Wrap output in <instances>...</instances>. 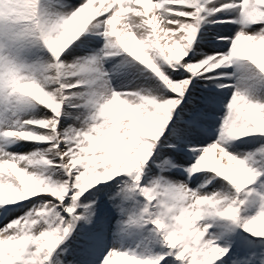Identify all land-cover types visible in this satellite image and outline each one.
I'll list each match as a JSON object with an SVG mask.
<instances>
[{
    "label": "snow or ice",
    "instance_id": "snow-or-ice-1",
    "mask_svg": "<svg viewBox=\"0 0 264 264\" xmlns=\"http://www.w3.org/2000/svg\"><path fill=\"white\" fill-rule=\"evenodd\" d=\"M122 54L172 95L113 88ZM17 207L0 264H264V0H0V215Z\"/></svg>",
    "mask_w": 264,
    "mask_h": 264
},
{
    "label": "rangeland",
    "instance_id": "rangeland-1",
    "mask_svg": "<svg viewBox=\"0 0 264 264\" xmlns=\"http://www.w3.org/2000/svg\"><path fill=\"white\" fill-rule=\"evenodd\" d=\"M235 27L236 26H234V25L233 26H226V25L222 26V25L205 24L201 28V31H202V33H204V31L206 30V31L210 32V34H214L218 31L227 32L230 29L235 28ZM38 54L43 55V57L45 59H47V53L46 52L38 53ZM89 54L90 53L84 49H80L76 53V55H81V56H85V55H89ZM72 58H74V57H72ZM72 58H70V59H72ZM114 63H115L114 67H108L105 65V69H107L109 71V75H110V78L112 81V86L117 91H131L132 84L134 83V86L141 93H148V94H152V95H156V96H159L161 94L172 95L171 93L166 91L165 87L158 80V78H156L154 76V74H152L149 70L145 69L143 66L139 65L137 62L132 61L131 58H127L126 56H124L122 54L120 57H115ZM137 70H144L145 71V78H142L141 80H136L135 73ZM228 71L230 74H233L232 79L229 80L228 82L235 84V81H236V75L234 74L235 69L234 68L229 69ZM112 75L114 77H112ZM116 77L118 78L117 80H116ZM173 78H175V74H173ZM225 91L228 92V95L231 94L230 91H228V90H225ZM220 100H221V105L215 113L216 117H220L223 115L224 109H223L222 104L226 103L227 97L226 96L221 97ZM31 115L35 118H40L42 115H46V113L44 112L43 109H39L36 112L31 113ZM25 118H27V117H25ZM61 123L66 128L69 123H72V121L69 120V121L65 122L64 119L62 118ZM218 124H219V119H216L215 125H218ZM209 135H214V132L209 133ZM243 139H250V138L245 137ZM237 143H239V141ZM31 147H32L31 145L20 143L16 150H13L12 148H10L9 151L26 152V151H29L31 149ZM42 147H46V145L42 146ZM252 150H254L253 147L247 146V145H242L240 148L241 152H248V151H252ZM37 199L39 202V200L41 198H37ZM44 199H48V198L45 197ZM20 211L21 210L17 207L16 212L12 213V215H10L7 219L0 222V227H2L3 224L7 222L8 219L14 218L15 215H17ZM113 223L115 224V221H113ZM246 235H249V238H251L250 234H246ZM256 239H260V238H256ZM122 243L124 244L125 247H135L137 241L134 239L124 238L122 240ZM117 264H119V262H117Z\"/></svg>",
    "mask_w": 264,
    "mask_h": 264
},
{
    "label": "bare ground",
    "instance_id": "bare-ground-1",
    "mask_svg": "<svg viewBox=\"0 0 264 264\" xmlns=\"http://www.w3.org/2000/svg\"><path fill=\"white\" fill-rule=\"evenodd\" d=\"M74 1L77 2V3H79V0H71L70 2L73 4ZM77 3H76V4H77ZM73 5H74V4H73ZM210 19H211V18H210ZM113 61H114V58H113L111 61H109L108 64L110 65ZM140 72L145 73L144 70H138V71H136V73H135V78H136V80H137V77H138V75H139ZM116 80H117V78H116ZM131 91H139V90L134 86V83L132 84ZM18 146H19V144H15V145L12 147V149H13V150H16V149L18 148ZM14 211H15V210H14ZM14 211H13V212H14ZM13 212L8 213L6 216H4V215H0V220H1V219H7V218H8ZM258 227H259V225H258Z\"/></svg>",
    "mask_w": 264,
    "mask_h": 264
}]
</instances>
